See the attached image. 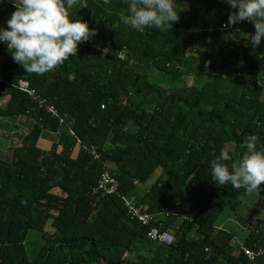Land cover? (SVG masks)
Masks as SVG:
<instances>
[{"label":"trees","instance_id":"1","mask_svg":"<svg viewBox=\"0 0 264 264\" xmlns=\"http://www.w3.org/2000/svg\"><path fill=\"white\" fill-rule=\"evenodd\" d=\"M130 2L79 0L70 11L97 35L43 74L25 72L0 43V115L27 123L14 160L0 159V264H264V218H238L242 243L220 228L245 190L211 172L222 149L225 163L237 162L249 135L264 148V42L248 43L247 20L226 26L233 9L221 0H175L173 28L143 32L123 22ZM15 10L4 3V14ZM48 132L56 138L46 150L38 141ZM105 171L118 194L93 207ZM255 191L264 199V185ZM131 199L173 244L147 239L148 227L127 216Z\"/></svg>","mask_w":264,"mask_h":264},{"label":"clouds","instance_id":"2","mask_svg":"<svg viewBox=\"0 0 264 264\" xmlns=\"http://www.w3.org/2000/svg\"><path fill=\"white\" fill-rule=\"evenodd\" d=\"M3 2L4 0H0V3ZM12 2L16 10L8 18L7 26H0V43L7 45L13 59L25 72L43 74L55 69L70 56H76L82 42L89 41L97 35V30L93 28L96 24H92L88 19L76 18L75 13L70 11L79 3V0H12ZM221 2L233 9L226 26H232L245 20L254 24L256 31L254 34L249 33L247 40L253 48H258L264 42V0H221ZM128 11L129 14L123 17V22L139 32L151 27L173 28V24L180 18L175 0H131ZM104 48L105 54H108L110 49ZM119 49L117 52L125 51V48ZM118 56L121 60L127 59L126 55ZM186 79L188 85L191 86V77H186ZM29 96L34 99L31 95ZM4 101L5 99L0 101L2 102L0 106L7 102ZM19 131L21 135L17 147L23 144V130ZM71 132L73 133L72 130ZM258 139L254 134L247 136L244 140L246 151L231 166L225 163L232 160L230 152L222 149L211 162L213 179L220 185L231 183L235 188H244L250 193L264 185V148H258ZM92 152L95 157H98L95 149H92ZM2 160L11 163L14 159ZM105 173L111 174L117 182L119 181L112 172L105 171L103 174ZM101 177L90 191L93 207H96L100 196L103 195L100 194L97 197L92 194ZM118 188L119 182L113 194H118ZM130 201L134 202L142 213L148 214L142 203L137 202L136 199ZM127 216L131 220L139 221L138 218L132 219L129 213ZM149 216L153 217L149 224L142 223L148 227L145 232L147 239L166 244L148 237V231L156 226L161 231H167L173 235L171 230L162 228L164 222L157 216ZM153 223H158V225ZM173 237V242L166 245L175 242V236Z\"/></svg>","mask_w":264,"mask_h":264},{"label":"built area","instance_id":"3","mask_svg":"<svg viewBox=\"0 0 264 264\" xmlns=\"http://www.w3.org/2000/svg\"><path fill=\"white\" fill-rule=\"evenodd\" d=\"M103 53H105L104 49H103ZM19 85L25 89H27L29 87L28 86L29 83L26 82L25 80H20ZM29 92H30V95L35 100H39V96H38L36 90L29 89ZM49 111L54 113V114L58 113L57 109L53 105L49 106ZM117 186H118V182L116 181V178L109 173H105L101 177L98 185L93 189L92 194L97 196V197L100 194H113L116 192ZM126 206L128 207V213H129L130 217L132 219L138 218V220L141 221L145 225L149 224V222L153 218L152 216H149V214H147V213H142L140 211L141 209L138 208L135 205V203L132 201H127ZM160 226H162V224H160ZM148 237L152 240L160 241V242H163L166 244H170L174 240V237L171 233H169L167 231H161V229L157 226L154 228H151L148 231ZM246 252H247L249 257L254 256V254L251 251L247 250Z\"/></svg>","mask_w":264,"mask_h":264},{"label":"crops","instance_id":"4","mask_svg":"<svg viewBox=\"0 0 264 264\" xmlns=\"http://www.w3.org/2000/svg\"><path fill=\"white\" fill-rule=\"evenodd\" d=\"M12 2V0H4L3 3H0V26H7V20L9 17L8 14H4V3ZM8 98V96L6 97ZM6 102V99L5 101ZM2 102H0L1 104ZM26 123V119H22L21 117L17 120V122H10L6 117L0 115V159H5L7 161H11L14 156V150L18 146V140H20L21 132L20 129H23ZM17 130V132H16ZM55 134L47 133L44 137L38 141V146L42 149H50L53 140L55 139ZM78 152V150H75ZM77 155V153H75Z\"/></svg>","mask_w":264,"mask_h":264},{"label":"rangeland","instance_id":"5","mask_svg":"<svg viewBox=\"0 0 264 264\" xmlns=\"http://www.w3.org/2000/svg\"><path fill=\"white\" fill-rule=\"evenodd\" d=\"M152 79H155L151 77ZM245 195L241 197V203L238 204L235 209L232 207L226 206L223 213L220 215L217 224L220 228H223L227 231L234 233L237 238L240 239V243H242V239L248 234V230L241 224L238 220L239 217H243L245 215L249 216V212L256 214L259 211L260 218H264V199L259 196L256 191L248 192L246 189ZM248 224V223H247ZM155 245V243H152ZM147 246L150 243L146 244Z\"/></svg>","mask_w":264,"mask_h":264},{"label":"bare ground","instance_id":"6","mask_svg":"<svg viewBox=\"0 0 264 264\" xmlns=\"http://www.w3.org/2000/svg\"><path fill=\"white\" fill-rule=\"evenodd\" d=\"M103 49H105V48H103Z\"/></svg>","mask_w":264,"mask_h":264}]
</instances>
